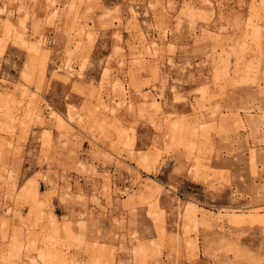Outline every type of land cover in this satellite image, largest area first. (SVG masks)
Masks as SVG:
<instances>
[{"label": "rangeland", "instance_id": "1", "mask_svg": "<svg viewBox=\"0 0 264 264\" xmlns=\"http://www.w3.org/2000/svg\"><path fill=\"white\" fill-rule=\"evenodd\" d=\"M0 264H264V0H0Z\"/></svg>", "mask_w": 264, "mask_h": 264}, {"label": "bare ground", "instance_id": "2", "mask_svg": "<svg viewBox=\"0 0 264 264\" xmlns=\"http://www.w3.org/2000/svg\"><path fill=\"white\" fill-rule=\"evenodd\" d=\"M8 29H12V24L11 23H8ZM190 207H192V206H190ZM187 208V207H186ZM188 209V208H187ZM188 211V210H187Z\"/></svg>", "mask_w": 264, "mask_h": 264}]
</instances>
